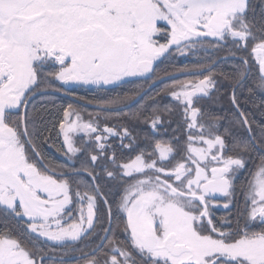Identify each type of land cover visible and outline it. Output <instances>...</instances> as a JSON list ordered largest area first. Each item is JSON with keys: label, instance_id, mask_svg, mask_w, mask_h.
<instances>
[{"label": "snow or ice", "instance_id": "snow-or-ice-1", "mask_svg": "<svg viewBox=\"0 0 264 264\" xmlns=\"http://www.w3.org/2000/svg\"><path fill=\"white\" fill-rule=\"evenodd\" d=\"M174 54L198 62L160 75L157 62ZM132 77L148 87L101 97L87 121L69 104L59 121L66 162H46L36 95ZM165 80L183 143L159 131L174 108L148 96ZM226 88L236 113L227 126L200 103ZM238 92L259 94L264 109V0H0V264H264V123ZM122 116L150 126L143 147L128 126L100 125ZM254 155L243 210L217 219V194L230 209Z\"/></svg>", "mask_w": 264, "mask_h": 264}, {"label": "flooded vegetation", "instance_id": "flooded-vegetation-1", "mask_svg": "<svg viewBox=\"0 0 264 264\" xmlns=\"http://www.w3.org/2000/svg\"><path fill=\"white\" fill-rule=\"evenodd\" d=\"M253 2L256 3L258 2V0H253ZM159 39L161 43L165 42L162 37H160ZM241 54L248 55V53H241ZM218 55L223 56L225 55V53H219ZM197 62H198V59L196 56H192V55L179 56L178 54L176 55L174 54V58L172 56H168L166 58L162 57L157 62L156 68H157V72L160 75H163V72L165 70L173 71L176 68H183V67H187L190 65L194 66ZM252 62L255 66L254 57L252 58ZM235 63H237V61L229 60V61L221 62L217 66L216 71L217 72L226 71L229 69L230 65L235 64ZM178 78L179 79H189L192 77L179 76ZM170 83L171 81L169 80L156 83L153 86V88L148 92V96H156L157 103L159 104L161 108H163L165 105L174 108V112L171 115L166 114L165 125L159 131L162 134V137L164 139L167 140L169 138H172L173 136L180 137L181 143H183V140L185 139L187 133H186V129L182 127L183 125L182 112L180 108L174 104L172 98L168 96L165 92L161 91L165 89L167 84H170ZM141 84H143L145 88L148 87L147 84H144L143 80H139L134 77L128 78V82L120 83L116 86H109L108 88L104 90H98L95 87L73 86L69 90L75 94L74 96L66 95L63 92L53 93L49 91L48 93H44L42 95L41 94L36 95L32 101V104H34L35 107L38 108V106H41L44 104L61 103L64 106V109L67 108L69 104H72L75 108H77L80 111L83 120L87 121L90 119V114H91V117L94 118L96 117L99 110L96 107L86 106V104L95 106V101H97L101 97H111V96H116L118 94H124V93L129 92L130 89L136 88ZM57 86H59V84H57ZM157 93H160V96H157L156 95ZM246 94L247 93H244V94H240L239 92L237 93L241 107L245 110L248 109L246 106V103H247ZM45 96L49 97V101H37L38 98L45 97ZM148 96L144 98L145 103H148ZM81 97L83 99H79ZM253 99H255L254 104L256 105V109H257L258 108L257 105L261 103L262 98L259 94H257V95H254L250 99V101L253 102ZM200 103L203 105L204 110H205V119H208L209 116L220 117L222 118L221 123L224 124L225 126L228 125L229 121L236 119V113L231 103V89L230 88L220 89L219 92L213 94L211 99L205 98L204 100H201ZM21 111H23V109H21ZM132 111H135V108L132 109ZM146 114H150V113H146ZM61 119H63V113H62ZM250 119L255 124L254 118L250 116ZM105 124H107L108 126H115L117 124L128 126L130 130L133 131L134 135L138 134L139 141L141 142L142 147L144 146L143 141L145 139V136L151 132L150 126L143 123V118H141L140 122L134 121L131 117H123V116L120 117L119 119L117 118L103 119L102 118L100 120L101 127H103ZM177 129H180V130L176 131ZM57 131H58L59 138L61 140V145H60L61 147H55L54 143L51 142V139H49V142L51 143L49 144L50 148H48L47 150L51 156L58 157V158L65 157L63 155L65 151V148L63 147V135L62 133L59 132V126L57 128ZM160 138L161 136H156L154 139H160ZM86 139L87 137H85L83 133L78 134L75 137L77 146H79ZM149 139L153 140V143H154V139L151 136H149ZM109 143L119 144L120 140L118 138L110 139ZM124 143L127 144L128 141L125 140ZM57 149H59V151ZM258 164L256 163L254 165L252 164L247 165V168L242 170V172L239 173V176L235 179L234 183L236 186V192L234 194L233 203L230 206V209H225L221 206L217 207L215 205L217 203H219V205H223V203L225 202L223 197L221 196L217 197L216 201H214V206L213 208H211V211L217 219L228 216V215H231L234 218L235 214L238 211L243 210L244 204H245V195H244V192L242 191V186L246 185L247 180L250 179L249 173L254 172ZM114 191L115 189H111V190L107 188L105 189L106 193H110ZM241 195H244V198H241ZM115 198L118 199L119 198L118 195ZM98 204H99V207L104 210L105 221H106L107 220V206L100 202H98ZM80 246L82 245H77V247H80ZM52 247H55V246H52ZM58 250H61V249H58ZM72 264H75V261H73Z\"/></svg>", "mask_w": 264, "mask_h": 264}, {"label": "trees", "instance_id": "trees-1", "mask_svg": "<svg viewBox=\"0 0 264 264\" xmlns=\"http://www.w3.org/2000/svg\"><path fill=\"white\" fill-rule=\"evenodd\" d=\"M187 67H192L187 66ZM247 95V94H246ZM253 102L250 101V99L246 98V106L248 109H246L247 114L250 118L253 117L255 120V124H261L264 123V109H261L260 107L256 109V105ZM37 101H49V97H41L38 98ZM260 105V104H259ZM37 109H43L42 116H43V123H42V135L46 140L40 144V151L46 158V162L51 161L54 164H62L65 163V160L62 157H54L51 156L48 152V148H50L49 144L51 142L54 143L55 147H61V140L58 135L57 128L59 126V121L62 118V113L64 110V106L61 103H54V104H44L41 106H38ZM49 139H51V142H49ZM258 164L259 158L257 156H253L252 159L249 160L248 164ZM77 167H79V163L77 162ZM241 198H244V195H241ZM13 227L17 230L22 229L24 227V221H13Z\"/></svg>", "mask_w": 264, "mask_h": 264}, {"label": "rangeland", "instance_id": "rangeland-1", "mask_svg": "<svg viewBox=\"0 0 264 264\" xmlns=\"http://www.w3.org/2000/svg\"><path fill=\"white\" fill-rule=\"evenodd\" d=\"M176 55V54H175ZM258 106V108H259V105H257ZM75 117H72V119H74ZM64 160H65V162H66V157H62ZM81 159H83V157H81ZM247 165H249V164H247ZM239 176V173L237 174V177ZM223 201V200H222ZM217 207L218 206H221V207H223V205H219V203H217V204H215ZM213 208V207H212ZM77 215H78V213H77ZM26 225H25V222H24V227H25ZM40 246L41 247H44V248H48L49 247V245H47V244H44V243H41L40 244ZM57 251L59 252V251H62V250H58L57 249ZM80 264H83V261H81L80 262Z\"/></svg>", "mask_w": 264, "mask_h": 264}, {"label": "water", "instance_id": "water-1", "mask_svg": "<svg viewBox=\"0 0 264 264\" xmlns=\"http://www.w3.org/2000/svg\"><path fill=\"white\" fill-rule=\"evenodd\" d=\"M47 93H48V92H47ZM38 95H39V94H38ZM86 106H89V107H96V106L89 105V104H88V105L86 104ZM217 197H220V195H219V194H217Z\"/></svg>", "mask_w": 264, "mask_h": 264}]
</instances>
